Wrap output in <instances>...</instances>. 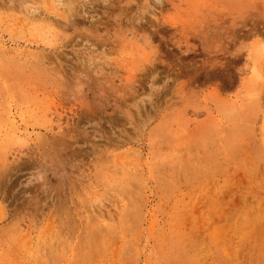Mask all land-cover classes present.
<instances>
[{"label": "rangeland", "instance_id": "obj_1", "mask_svg": "<svg viewBox=\"0 0 264 264\" xmlns=\"http://www.w3.org/2000/svg\"><path fill=\"white\" fill-rule=\"evenodd\" d=\"M0 264H264V0H0Z\"/></svg>", "mask_w": 264, "mask_h": 264}, {"label": "bare ground", "instance_id": "obj_2", "mask_svg": "<svg viewBox=\"0 0 264 264\" xmlns=\"http://www.w3.org/2000/svg\"><path fill=\"white\" fill-rule=\"evenodd\" d=\"M84 11V10H83Z\"/></svg>", "mask_w": 264, "mask_h": 264}]
</instances>
